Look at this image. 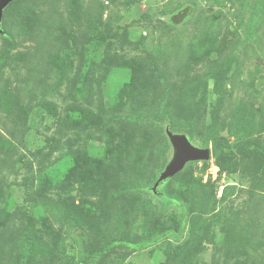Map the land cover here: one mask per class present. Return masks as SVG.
Masks as SVG:
<instances>
[{
	"label": "rangeland",
	"instance_id": "1",
	"mask_svg": "<svg viewBox=\"0 0 264 264\" xmlns=\"http://www.w3.org/2000/svg\"><path fill=\"white\" fill-rule=\"evenodd\" d=\"M0 264H264V0L6 5Z\"/></svg>",
	"mask_w": 264,
	"mask_h": 264
},
{
	"label": "water",
	"instance_id": "2",
	"mask_svg": "<svg viewBox=\"0 0 264 264\" xmlns=\"http://www.w3.org/2000/svg\"><path fill=\"white\" fill-rule=\"evenodd\" d=\"M12 1L13 0H0V18L3 8ZM170 140L176 148V158L162 174L156 183V186L160 181L165 180L179 172L184 167L186 162L191 160L207 159L209 157V152L207 150H199L193 147L184 137L170 136Z\"/></svg>",
	"mask_w": 264,
	"mask_h": 264
}]
</instances>
